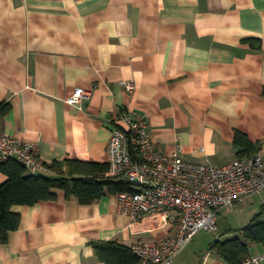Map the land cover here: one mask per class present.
<instances>
[{"label": "crops", "instance_id": "0c3cea01", "mask_svg": "<svg viewBox=\"0 0 264 264\" xmlns=\"http://www.w3.org/2000/svg\"><path fill=\"white\" fill-rule=\"evenodd\" d=\"M77 89L90 92L81 108L66 101ZM263 91L264 0H0L2 129L39 143L48 165L107 163L122 111L145 119L163 154L180 145L191 162L264 157ZM14 210L20 227L0 242V264H107L94 243L176 231L152 217L133 223L111 192L83 203L59 190ZM221 212L220 240L246 241L241 229L264 221V190ZM214 241L200 231L173 264H231ZM249 246L245 259L264 255Z\"/></svg>", "mask_w": 264, "mask_h": 264}, {"label": "built area", "instance_id": "2783aa9c", "mask_svg": "<svg viewBox=\"0 0 264 264\" xmlns=\"http://www.w3.org/2000/svg\"><path fill=\"white\" fill-rule=\"evenodd\" d=\"M132 90V82H122ZM90 92L77 89L66 101L82 107ZM17 159L33 173L49 171L39 157V143L25 141L2 129L0 121V161ZM106 176L128 183L132 189L117 193L119 212L139 223L171 222L174 235L155 242L138 240L131 245L139 264H173L200 231L214 233L215 243L222 208L234 206L245 197L264 190V157H238L224 165L187 161L179 145L172 154L156 149L148 124L142 117L122 111L115 119ZM242 264H264V255L251 256Z\"/></svg>", "mask_w": 264, "mask_h": 264}, {"label": "trees", "instance_id": "16d2710c", "mask_svg": "<svg viewBox=\"0 0 264 264\" xmlns=\"http://www.w3.org/2000/svg\"><path fill=\"white\" fill-rule=\"evenodd\" d=\"M264 94V91H263ZM10 110L8 103H0V117ZM246 149L248 146H244ZM47 167L55 174L33 173L17 159L0 161V242L9 239V233L20 227L21 215L15 206L33 205L43 200H54L58 191L64 190L67 196H76L83 203H90L108 192L118 193L131 190L132 187L121 180L106 176L108 163L87 162L78 159H66L54 162ZM241 233L246 241L236 237L227 242L215 243L217 253L231 264H242L249 254L250 243L264 246V221L256 218L244 226ZM98 259L107 264H139L140 258L131 246L116 239L94 243Z\"/></svg>", "mask_w": 264, "mask_h": 264}, {"label": "rangeland", "instance_id": "374dc122", "mask_svg": "<svg viewBox=\"0 0 264 264\" xmlns=\"http://www.w3.org/2000/svg\"><path fill=\"white\" fill-rule=\"evenodd\" d=\"M44 173H47V172H44ZM244 206H246L247 204L245 203V204H243ZM221 215H223V212H221L220 213ZM219 214V215H220ZM220 217V216H219ZM222 217V216H221ZM221 217H220V219H221ZM226 219V221H228L230 218L229 217H226L225 218ZM219 226V220H218V223H217V227ZM220 231V230H219ZM219 231H217V232H219ZM202 233H206V234H208V235H210L211 237H212V240H214L216 237H215V235L212 233V232H209V231H205V230H203L202 231ZM236 238V237H235Z\"/></svg>", "mask_w": 264, "mask_h": 264}]
</instances>
